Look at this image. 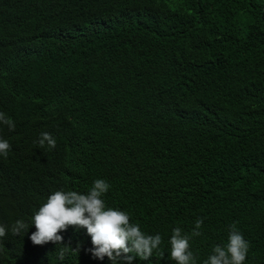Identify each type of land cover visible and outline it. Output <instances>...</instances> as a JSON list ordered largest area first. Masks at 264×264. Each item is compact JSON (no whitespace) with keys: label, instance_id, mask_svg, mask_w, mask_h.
I'll list each match as a JSON object with an SVG mask.
<instances>
[{"label":"trees","instance_id":"obj_1","mask_svg":"<svg viewBox=\"0 0 264 264\" xmlns=\"http://www.w3.org/2000/svg\"><path fill=\"white\" fill-rule=\"evenodd\" d=\"M0 112L16 125L0 124V264H111L86 229L29 239L53 192L96 179L111 185L106 207L162 237L163 258L133 264H176L172 230L198 217L196 264L233 223L244 264H264V0H0Z\"/></svg>","mask_w":264,"mask_h":264},{"label":"clouds","instance_id":"obj_2","mask_svg":"<svg viewBox=\"0 0 264 264\" xmlns=\"http://www.w3.org/2000/svg\"><path fill=\"white\" fill-rule=\"evenodd\" d=\"M0 124L6 125L9 131H14L16 127L4 112H0ZM37 143L41 148L47 145L49 149H54L56 139L48 132H41ZM10 149L9 141L0 138V156L7 158ZM110 187L106 180L96 179L86 193L74 190L53 192L31 218V226L34 225L36 231L29 239L34 245L43 246L49 242L61 245L63 237L58 233L73 227L77 231L87 230L93 245L87 251L94 259L103 261L107 257L111 264H133L137 257L149 260L154 250L159 251L163 258L160 234L152 236L143 233L139 223H130L127 212L106 207L102 197ZM205 219L198 217L191 233H185L180 227L172 230L170 256L176 264H196L197 257L190 250V241L203 235L201 229ZM31 226L23 219H17L11 226V232L14 236L26 234ZM7 230L6 225L0 224V238L6 236ZM228 233L227 243L213 246L203 264H244L250 243L244 239L235 223L228 226ZM68 250L78 254L80 245L75 250L63 246L59 252L61 260Z\"/></svg>","mask_w":264,"mask_h":264}]
</instances>
